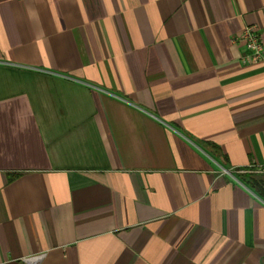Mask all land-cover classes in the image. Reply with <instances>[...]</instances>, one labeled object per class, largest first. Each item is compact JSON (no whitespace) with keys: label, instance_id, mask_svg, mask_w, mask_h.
<instances>
[{"label":"crops","instance_id":"obj_1","mask_svg":"<svg viewBox=\"0 0 264 264\" xmlns=\"http://www.w3.org/2000/svg\"><path fill=\"white\" fill-rule=\"evenodd\" d=\"M264 0H0V264H264Z\"/></svg>","mask_w":264,"mask_h":264},{"label":"built area","instance_id":"obj_2","mask_svg":"<svg viewBox=\"0 0 264 264\" xmlns=\"http://www.w3.org/2000/svg\"><path fill=\"white\" fill-rule=\"evenodd\" d=\"M236 41L243 43L245 47L247 52V55L244 57L245 61L256 64L261 60L264 48L259 40V35L255 28H244L241 35L236 37Z\"/></svg>","mask_w":264,"mask_h":264}]
</instances>
